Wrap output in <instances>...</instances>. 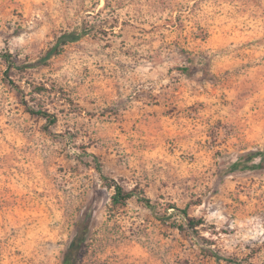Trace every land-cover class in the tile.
I'll use <instances>...</instances> for the list:
<instances>
[{
    "label": "rangeland",
    "instance_id": "rangeland-1",
    "mask_svg": "<svg viewBox=\"0 0 264 264\" xmlns=\"http://www.w3.org/2000/svg\"><path fill=\"white\" fill-rule=\"evenodd\" d=\"M86 223L77 264H264V0H0V264Z\"/></svg>",
    "mask_w": 264,
    "mask_h": 264
},
{
    "label": "trees",
    "instance_id": "trees-1",
    "mask_svg": "<svg viewBox=\"0 0 264 264\" xmlns=\"http://www.w3.org/2000/svg\"><path fill=\"white\" fill-rule=\"evenodd\" d=\"M105 5H108V0H105ZM88 31H89L88 28H86L85 26H82L78 32H69L67 34H64L61 37V41H76L80 37L87 34ZM29 111L30 113L36 116H40L44 118L48 122V124L52 125L56 122V116L53 113H50L46 110L30 109ZM91 157L93 161L95 162L96 168L100 173V177L103 183L113 188V194L111 196V200L113 204L122 205L126 201L131 199L133 196H136L138 197L139 201L143 202L151 210L154 209V206L149 198L138 194L133 189L125 188L124 186L116 182V180L105 175L101 170L100 162L97 156H95L94 154H91ZM258 165H261V163L256 164L254 166H258ZM175 209L178 213L181 214V222L179 224H176L177 229H179L180 231L187 229L195 233L197 232L198 227H200L204 223V220L202 218H196L194 216L188 215L185 209H179V208H175ZM87 230H88V223L82 224L78 227V230L75 234L74 239L68 244V246L66 247L63 253L62 264H77L78 254L82 247L83 239H84V236ZM218 257H224V256H218ZM239 264H242V263H239Z\"/></svg>",
    "mask_w": 264,
    "mask_h": 264
}]
</instances>
